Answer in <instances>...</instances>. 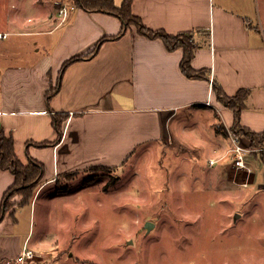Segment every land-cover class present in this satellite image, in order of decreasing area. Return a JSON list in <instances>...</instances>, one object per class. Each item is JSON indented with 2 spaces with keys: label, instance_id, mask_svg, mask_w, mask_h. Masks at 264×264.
<instances>
[{
  "label": "crops",
  "instance_id": "crops-1",
  "mask_svg": "<svg viewBox=\"0 0 264 264\" xmlns=\"http://www.w3.org/2000/svg\"><path fill=\"white\" fill-rule=\"evenodd\" d=\"M62 1L0 0V31L7 33L0 38V132L13 135L23 161L33 157L45 167L32 202L0 221V264H19L25 248L40 252L51 245L45 234L33 241L37 204L67 173L93 165L119 169L135 159L137 150L178 139L167 123L181 109L187 114L180 122L195 117L200 129L203 115L204 125H212L218 110L231 128L234 111L218 100L213 78L230 95L251 89L241 125L264 131V33L249 16L259 0L133 1L134 12L148 27L172 34L195 30L199 47L192 66L208 69L209 80L186 76L182 47L169 50L162 39L141 35L135 26L63 73L66 60L89 52L104 35L119 34L123 23L109 13L79 7L59 21L56 9ZM58 83L60 91L48 103L47 92ZM61 111L70 115L62 140L39 146L57 138L52 115ZM200 131L195 129L196 138L202 137ZM14 182L13 173L0 167V207ZM23 215L29 227L21 222Z\"/></svg>",
  "mask_w": 264,
  "mask_h": 264
},
{
  "label": "rangeland",
  "instance_id": "rangeland-1",
  "mask_svg": "<svg viewBox=\"0 0 264 264\" xmlns=\"http://www.w3.org/2000/svg\"><path fill=\"white\" fill-rule=\"evenodd\" d=\"M249 16L264 33V0ZM185 111L167 123L178 139L137 150L119 169L93 165L48 187L32 234L51 245L24 264H264V145L242 134L250 170L238 168L221 111L212 125L203 115L200 129L195 117L180 122ZM21 222L30 225L26 215Z\"/></svg>",
  "mask_w": 264,
  "mask_h": 264
},
{
  "label": "trees",
  "instance_id": "trees-1",
  "mask_svg": "<svg viewBox=\"0 0 264 264\" xmlns=\"http://www.w3.org/2000/svg\"><path fill=\"white\" fill-rule=\"evenodd\" d=\"M134 0H123L122 3L116 4L115 0H70L74 7L82 8L86 11L105 12L116 17H119L123 23L122 29L119 34L116 35H104L100 38L98 43L87 53L77 54L74 57L66 60L63 64L61 71L64 73L65 68L76 60L92 57L98 53L104 42L111 39H118L124 35L129 28L136 27L137 31L146 37L160 38L162 39L166 47L169 50H175L179 47L184 49V56L181 61V67L186 76L190 78H204L210 79V72L208 69H199L192 66V60L195 56L196 49L199 47V43L196 39L194 31H181L177 34L169 33L165 30L154 29L148 27L143 22L142 18L137 15L133 8ZM63 1L61 2V4ZM210 35V32L207 34ZM213 91L218 100L224 105L234 111V122L232 129L240 134L247 136L254 146L264 145V131L255 132L251 128L245 125H241L242 111L246 108L249 98L251 97V89L242 87L235 94L230 95L223 89V86L219 81L213 78ZM61 84L58 83L55 87L51 88L47 92V101L50 103V99L60 91ZM53 123L58 131V136L54 141L39 142V146H47L49 144H57L62 140L64 134V124L69 118V113L65 111L53 113ZM224 132L229 134V127L221 124ZM0 135V167L10 170L14 177L15 182L6 189L4 192L1 210L0 221L4 219L7 213L15 215L20 206L30 204L36 195V190L41 185L44 178L45 167L43 162L28 157L27 161H23L16 150L15 140L13 135H8L1 130ZM262 157L264 159V153ZM73 176L72 173H67ZM66 174V175H67ZM2 264V263H1Z\"/></svg>",
  "mask_w": 264,
  "mask_h": 264
},
{
  "label": "built area",
  "instance_id": "built-area-1",
  "mask_svg": "<svg viewBox=\"0 0 264 264\" xmlns=\"http://www.w3.org/2000/svg\"><path fill=\"white\" fill-rule=\"evenodd\" d=\"M73 8L74 5L72 4V2H70V0H64L61 6L58 8V12L56 14L58 20L62 22L66 21L72 13ZM6 36L7 33L0 31V38H4ZM208 103L210 102L208 101ZM229 135L231 137V140L233 141V147L231 148L233 155V164L238 168L243 169L244 167H246L248 168V170H250L247 165V153L250 150L243 144L242 134L237 133L236 131L230 128ZM214 160L215 159L212 160V163L214 162ZM36 253L37 252H34L30 248H25L22 251L20 257L16 259V262L22 264L27 262L28 260H32L35 257Z\"/></svg>",
  "mask_w": 264,
  "mask_h": 264
},
{
  "label": "water",
  "instance_id": "water-1",
  "mask_svg": "<svg viewBox=\"0 0 264 264\" xmlns=\"http://www.w3.org/2000/svg\"><path fill=\"white\" fill-rule=\"evenodd\" d=\"M235 215H236L235 216L236 218H238L240 216L238 213H236ZM147 228L150 229L151 228V224H147Z\"/></svg>",
  "mask_w": 264,
  "mask_h": 264
}]
</instances>
